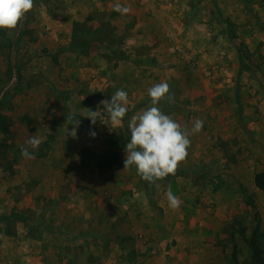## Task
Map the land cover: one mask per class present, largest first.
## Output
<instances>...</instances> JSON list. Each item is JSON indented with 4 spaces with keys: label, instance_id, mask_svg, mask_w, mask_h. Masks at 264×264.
<instances>
[{
    "label": "rangeland",
    "instance_id": "obj_1",
    "mask_svg": "<svg viewBox=\"0 0 264 264\" xmlns=\"http://www.w3.org/2000/svg\"><path fill=\"white\" fill-rule=\"evenodd\" d=\"M117 3L131 12L115 11ZM75 22L82 29L80 36L91 42L88 53L70 49ZM22 25L0 29V95L14 80L0 99V216L20 213L19 201L39 186L36 174L24 183L28 175L14 167L32 135L49 138L48 125L66 121L74 112L80 126L89 128L93 147L104 149L103 154L116 152V164L122 165L130 118L151 105L148 89L166 82L169 99L158 107L182 128L191 130L199 118L203 129L190 135L188 156L178 172L154 187L167 185L181 196L189 205L184 206L187 214L201 209L213 227L209 231L229 236L235 232L236 246L248 249L252 264H263L264 193L255 186L254 175L264 167V0H35L25 30L17 36ZM16 39L15 77L11 51ZM158 50L164 54L157 65L149 53ZM241 60L248 68L241 67ZM118 89L128 93L130 103L121 125L111 129L100 102L110 100ZM88 109H101L104 123L92 125L85 117ZM86 148L91 160L98 161L101 153ZM29 151L37 157L44 148ZM135 170L126 176L128 182L137 178L138 185L146 187ZM82 180L77 174L72 183ZM89 181L94 185L97 179ZM213 183L221 184L218 190ZM180 186L190 187L188 196L179 192ZM107 190L103 195L111 198ZM150 193L153 198L155 189ZM23 228L18 221H0V264L35 261H28L27 255L30 248L36 251L38 228L27 234Z\"/></svg>",
    "mask_w": 264,
    "mask_h": 264
},
{
    "label": "crops",
    "instance_id": "obj_2",
    "mask_svg": "<svg viewBox=\"0 0 264 264\" xmlns=\"http://www.w3.org/2000/svg\"><path fill=\"white\" fill-rule=\"evenodd\" d=\"M162 53L159 50L149 53L151 62L161 64ZM154 69L165 73L159 67ZM48 127L49 138H41L42 155L34 154L32 159L20 155L14 163L15 170L19 167L20 173L28 175L24 183L33 181L32 174H36L35 181H40L35 191L27 190L18 204L20 215L26 220L17 221L23 224L25 234L33 226L39 233L36 251L32 253L29 249L28 261L34 259L33 264H252L249 259L252 254L246 253L248 249L244 251L236 246L235 232L229 236L209 231L213 228L209 218L203 217L201 209L187 214L184 206L189 205L184 199H180L177 209H172L167 200L170 190L167 185L155 188L157 184H152L154 188L150 189L139 186L137 178L128 182L126 176L130 171L133 173L135 166L124 170V164H115L101 175L98 161L91 160L86 146L97 154H102L104 149L93 147L95 142L89 136V128L79 126L77 138H73L68 136L73 125L66 121ZM82 152L87 156L86 162ZM77 174L82 176V184L72 183ZM106 176H114L116 180L108 183ZM89 178L97 179L96 183L93 185ZM107 189L111 198L103 195ZM154 189L156 193L151 198ZM189 189L180 186L179 192L188 196ZM119 211L125 216L119 215ZM225 243L231 252L223 246Z\"/></svg>",
    "mask_w": 264,
    "mask_h": 264
},
{
    "label": "clouds",
    "instance_id": "obj_3",
    "mask_svg": "<svg viewBox=\"0 0 264 264\" xmlns=\"http://www.w3.org/2000/svg\"><path fill=\"white\" fill-rule=\"evenodd\" d=\"M35 6V0H0V29L16 30L18 25L32 11ZM114 10L127 15L131 12L128 6L117 3ZM170 86L168 83H158L148 89V95L151 98V105L143 109L140 113L133 115L128 127L131 137L127 143L124 165L125 169L135 166L137 174L143 180L156 184L168 175H175L179 165L184 162L188 156L190 147V135L197 134L203 129V121L197 118L191 130L182 128L181 125L170 115H166L158 105L162 100L169 99ZM174 101V97H172ZM101 105L106 111L110 121V127H119L128 112L130 103L128 93L123 89H118L111 99L102 100ZM90 118L92 125L97 121L104 123V116L101 109L93 111L88 109L86 116ZM66 123L73 125L68 136L77 138V130L80 126V119L76 118L74 112L67 115ZM93 137L96 133H90ZM28 147L21 148V154L27 159L34 158L29 148L38 150L42 140L38 135H32L25 141ZM167 200L172 209L180 206V198L175 196L171 190L167 192Z\"/></svg>",
    "mask_w": 264,
    "mask_h": 264
},
{
    "label": "trees",
    "instance_id": "obj_4",
    "mask_svg": "<svg viewBox=\"0 0 264 264\" xmlns=\"http://www.w3.org/2000/svg\"><path fill=\"white\" fill-rule=\"evenodd\" d=\"M81 30L82 29L79 26V24L77 22H75L73 25L71 43L69 44V46H70V49L75 51L76 53L85 54V53H88L90 51L91 42L87 38L80 36ZM241 67L242 68H248L242 60H241ZM237 105L240 108L239 99H237ZM116 163H117V153L116 152H114V154H110V151L109 152L107 151L104 154L102 153L98 158V167H99L100 171L108 170V169L112 168ZM170 178H172L171 174L168 175L164 179L168 181ZM143 181H144L146 187H148V188L151 187V185H152L151 183H149L145 180H143ZM254 183H255V186L264 193V167L255 173ZM219 186H221V184L216 185L213 183V185H212L214 190H218ZM17 220L25 221L26 219L24 216H21L20 213H12L9 215L0 216V221L6 222L7 225L11 221H17ZM5 232H6V234H13V232L8 230V229L7 230L5 229ZM261 261L264 264L263 260H261Z\"/></svg>",
    "mask_w": 264,
    "mask_h": 264
},
{
    "label": "water",
    "instance_id": "obj_5",
    "mask_svg": "<svg viewBox=\"0 0 264 264\" xmlns=\"http://www.w3.org/2000/svg\"><path fill=\"white\" fill-rule=\"evenodd\" d=\"M27 15V14H26ZM23 25H22V28L20 29V33H18L17 36L19 35H22L24 30H25V23H26V16L23 18ZM17 39L15 40L14 44H13V47H12V51H11V64L13 66V72H14V76L16 77L17 76V69H16V49H17ZM14 87V80L12 81V83L4 88V90L2 91L1 95H0V99L3 97V95L5 94V92L8 90V89H11Z\"/></svg>",
    "mask_w": 264,
    "mask_h": 264
}]
</instances>
